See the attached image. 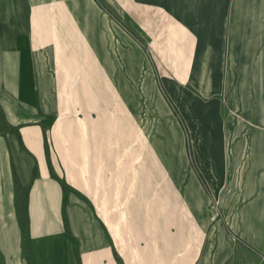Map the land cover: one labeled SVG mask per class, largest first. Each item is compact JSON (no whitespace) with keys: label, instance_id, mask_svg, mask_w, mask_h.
I'll return each mask as SVG.
<instances>
[{"label":"crops","instance_id":"obj_1","mask_svg":"<svg viewBox=\"0 0 264 264\" xmlns=\"http://www.w3.org/2000/svg\"><path fill=\"white\" fill-rule=\"evenodd\" d=\"M93 2L0 0L3 264H26L24 218L39 264H264V0H131L134 21H162L156 35L173 60L163 74L181 82L169 81L170 91L191 109L196 140L195 166L186 147L179 158L170 152L163 205L141 214L157 220L142 228L163 242L131 253L114 248L92 198L60 183L48 147L60 70L123 53V36L109 37L108 15Z\"/></svg>","mask_w":264,"mask_h":264},{"label":"rangeland","instance_id":"obj_2","mask_svg":"<svg viewBox=\"0 0 264 264\" xmlns=\"http://www.w3.org/2000/svg\"><path fill=\"white\" fill-rule=\"evenodd\" d=\"M93 1L108 15L109 37L123 36V53L101 58L99 63L86 57L75 72L60 70L58 114L48 147L57 156L53 160L60 166V183L81 199L92 198L93 210L110 228L114 248H128L131 253L132 246L163 242L162 233L147 234L152 222L158 226L157 220L141 214L163 205L164 160L170 152L179 158L180 148L186 147L195 166L196 140L190 131L195 125L191 123L189 129L186 111L191 109L170 91L169 81L181 82L177 76L163 74V67L173 60L164 57L167 49L156 35L162 21H134L131 0ZM112 70L123 77L114 78ZM84 91H91L90 97ZM156 217L162 225L161 216ZM22 223L23 261L39 264L29 246L27 219ZM56 238L45 235L41 240Z\"/></svg>","mask_w":264,"mask_h":264}]
</instances>
